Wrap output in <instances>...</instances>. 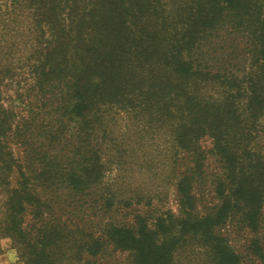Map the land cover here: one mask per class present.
I'll return each instance as SVG.
<instances>
[{
  "label": "trees",
  "instance_id": "obj_1",
  "mask_svg": "<svg viewBox=\"0 0 264 264\" xmlns=\"http://www.w3.org/2000/svg\"><path fill=\"white\" fill-rule=\"evenodd\" d=\"M114 108L169 130L168 197L109 183ZM0 234L26 264H264V0H0Z\"/></svg>",
  "mask_w": 264,
  "mask_h": 264
},
{
  "label": "rangeland",
  "instance_id": "obj_2",
  "mask_svg": "<svg viewBox=\"0 0 264 264\" xmlns=\"http://www.w3.org/2000/svg\"><path fill=\"white\" fill-rule=\"evenodd\" d=\"M108 125L110 135L122 149L117 168L110 173L109 183L123 190L125 198L137 195L139 206H144L150 196L168 197L174 191L173 178L170 180L174 143L169 130L159 122L147 123L146 118L134 117L132 112L111 111ZM169 178V179H168ZM107 181V182H108ZM136 196V198H137ZM136 198L134 205L136 207ZM157 201V200H156ZM127 253H115L109 263L129 264ZM0 264H26L20 251L9 237L0 234ZM99 264H103L102 262Z\"/></svg>",
  "mask_w": 264,
  "mask_h": 264
}]
</instances>
